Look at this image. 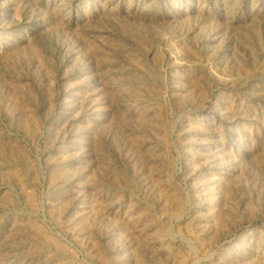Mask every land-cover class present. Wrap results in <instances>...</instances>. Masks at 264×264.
Returning a JSON list of instances; mask_svg holds the SVG:
<instances>
[{
  "label": "rangeland",
  "instance_id": "obj_1",
  "mask_svg": "<svg viewBox=\"0 0 264 264\" xmlns=\"http://www.w3.org/2000/svg\"><path fill=\"white\" fill-rule=\"evenodd\" d=\"M0 264H264V0H0Z\"/></svg>",
  "mask_w": 264,
  "mask_h": 264
}]
</instances>
